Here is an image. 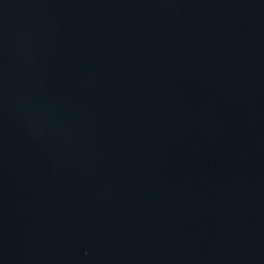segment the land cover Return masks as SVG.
<instances>
[{
  "label": "water",
  "instance_id": "water-1",
  "mask_svg": "<svg viewBox=\"0 0 264 264\" xmlns=\"http://www.w3.org/2000/svg\"><path fill=\"white\" fill-rule=\"evenodd\" d=\"M0 264H264V0H0Z\"/></svg>",
  "mask_w": 264,
  "mask_h": 264
}]
</instances>
